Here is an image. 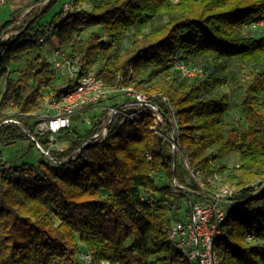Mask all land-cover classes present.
<instances>
[{"label": "trees", "instance_id": "16d2710c", "mask_svg": "<svg viewBox=\"0 0 264 264\" xmlns=\"http://www.w3.org/2000/svg\"><path fill=\"white\" fill-rule=\"evenodd\" d=\"M56 1L28 12L11 29L14 20L0 26V67L10 70L0 123L13 117L31 131L30 115L41 109L43 98L59 97L76 84L54 85L56 70L39 42L52 29L58 50L96 69L106 85L115 86L119 74L127 81L131 70L136 90L164 96L173 114L156 101L165 121L158 130L170 138L174 129L179 150L163 137L158 141L152 114L143 109L134 121L116 116L105 139L84 148L98 129L96 117L92 128L61 131L66 148L50 151L61 163L43 157L35 165L1 168L0 264H85L86 253L93 264H188L169 234L173 221L187 214L190 194L174 191L172 181L198 191L197 178L209 190L221 183L240 189L239 204L227 210L215 246L220 264H264V190L255 194L264 179V26L257 25L264 0H70L77 10L61 9L40 23ZM94 28L101 33L78 37ZM243 29L262 32L255 37ZM9 33L15 34L4 39ZM206 56L215 64L239 61L247 67L238 86L244 126L226 127L228 96L214 93L219 82H204V71L187 60ZM175 60L202 75L183 76ZM36 139L48 148L46 136ZM25 140L36 147L20 127L0 128V145ZM231 155L237 161L229 168ZM214 175L220 182L212 183Z\"/></svg>", "mask_w": 264, "mask_h": 264}, {"label": "built area", "instance_id": "2783aa9c", "mask_svg": "<svg viewBox=\"0 0 264 264\" xmlns=\"http://www.w3.org/2000/svg\"><path fill=\"white\" fill-rule=\"evenodd\" d=\"M6 0H0V5L5 4ZM77 10L72 2L63 4L62 11L70 14ZM257 25L264 26V18ZM52 30V29H51ZM50 31L39 38L43 43V53L49 64L61 74L67 77V80L75 81L76 84L59 97L47 95L43 98L41 109L30 115L32 120L31 131L27 130L22 124L13 117L4 119L0 123V128L6 125H15L33 141L40 153L51 163H61L50 155L51 147L55 146L56 136L65 129L73 125V118L84 115V122L92 128V118L96 117L98 129L81 144V148L86 147L92 142H98L107 136L108 125L118 116H124L130 121L137 119L139 110L147 109L153 117V126L151 129L165 138L173 147L174 151L179 150L175 142V131L172 130L170 139L160 130L159 124H164V117L157 102L162 103L171 114L173 111L167 99L162 96L157 98L154 95H148L134 88L133 72L128 70L127 81L124 76H117L115 86L106 85L97 75V70L86 68L82 64L75 63L67 59L63 52L58 50L55 44L52 45L49 37ZM9 34L4 36L8 38ZM1 56V51H0ZM176 59V56L173 57ZM175 67L185 77L201 76L200 69L187 68L175 60ZM0 67V97L5 92L6 80L9 76V69ZM112 102V103H111ZM11 105V102H8ZM134 108V113H127V109ZM1 112V110H0ZM2 113V112H1ZM37 136H46L49 142L48 148H43L37 141ZM62 152L63 149H57ZM80 149L74 155L79 153ZM150 158V156H147ZM186 168L189 170V164L185 156H182ZM190 171V170H189ZM198 191L185 188L183 185L172 181L174 191L182 190L190 194V200L187 202L188 212L185 216L173 221L169 240L172 246L185 258L188 264H220L216 251V243L222 235V223L224 222L227 210L239 204L236 196L240 189L227 183H221L216 188L209 190L200 181L196 179ZM264 190V179L255 191L258 194ZM199 196V198H196ZM250 239L251 236H248ZM85 264H93V258L90 253L83 255ZM99 264H111L107 261H101Z\"/></svg>", "mask_w": 264, "mask_h": 264}, {"label": "rangeland", "instance_id": "374dc122", "mask_svg": "<svg viewBox=\"0 0 264 264\" xmlns=\"http://www.w3.org/2000/svg\"><path fill=\"white\" fill-rule=\"evenodd\" d=\"M40 3L34 6L36 3ZM70 0H57L45 13L43 18L41 19L40 23H44L49 21L54 13L60 11L64 3H68ZM49 3V0H33L31 5L30 13H34L37 11H42L45 6ZM90 4H85L84 8L88 9ZM9 1L5 4L0 5V21L6 15H9ZM25 13L23 16L20 17L18 20H22V18L26 15ZM16 21V20H14ZM18 25V24H17ZM14 25V26H17ZM97 31L101 33L100 28H94L88 31H83L81 34L78 35L80 38H86L91 31ZM261 30L252 31L250 29H243L244 35H252L255 37L260 36ZM15 33H9L8 36H11ZM52 45L55 44L54 40L51 39ZM126 42H123V46ZM188 62L192 63L200 67L204 71V76L202 77L203 81L208 83H212L213 80L219 82L218 87L212 88L214 93L218 94H225L228 96L230 101V110L226 113L224 122L227 128H235V127H242L245 125L244 120V113L241 107V100L243 98V91L240 89L239 83L240 81L244 80L248 75L247 67L240 63L239 61H222L219 64H215L212 60V56L206 57H195V58H188ZM24 62H22L18 66H13V71L11 72L12 78L17 76V72L23 67ZM98 66V65H97ZM96 66V67H97ZM211 76V78H208ZM67 81V77L60 72H57V78L54 81L55 86H60ZM73 126L77 129L79 128L80 131L86 130L89 128V125L84 122V115H79L73 118ZM56 136L55 146L51 147V151H58L57 149H65L67 146V140L61 139ZM162 139V137H161ZM170 139V138H169ZM172 147V145H171ZM173 150V147H172ZM44 156L40 153V151L34 147L30 141H17L13 144L9 145H0V162L4 164L1 168L10 167L12 170L13 167L19 166L21 164L35 165L40 160L44 159ZM45 160V159H44ZM237 158L235 155H231L226 160L227 167H232L236 164ZM221 178L218 175H214L212 179V183L215 184L216 182H220ZM163 182V181H159Z\"/></svg>", "mask_w": 264, "mask_h": 264}, {"label": "crops", "instance_id": "0c3cea01", "mask_svg": "<svg viewBox=\"0 0 264 264\" xmlns=\"http://www.w3.org/2000/svg\"><path fill=\"white\" fill-rule=\"evenodd\" d=\"M9 1V15H6L3 17V19L0 21V26L4 25L6 22L11 20H16L15 23L11 24L8 28L11 29L14 27V25L19 24L21 20V16H23L25 13H28L29 10H31V3H33V0H6V2ZM40 4L39 2L36 3L34 6ZM65 4V3H64Z\"/></svg>", "mask_w": 264, "mask_h": 264}, {"label": "water", "instance_id": "95a60500", "mask_svg": "<svg viewBox=\"0 0 264 264\" xmlns=\"http://www.w3.org/2000/svg\"><path fill=\"white\" fill-rule=\"evenodd\" d=\"M134 112H135L134 108L127 109V113H129V114L134 113ZM158 141L161 142V137L158 138ZM33 142H34V140H33ZM74 157H76V155Z\"/></svg>", "mask_w": 264, "mask_h": 264}]
</instances>
